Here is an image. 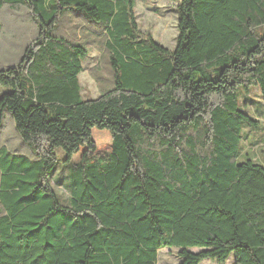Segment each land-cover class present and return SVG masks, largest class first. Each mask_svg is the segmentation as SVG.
Instances as JSON below:
<instances>
[{"label":"trees","instance_id":"obj_1","mask_svg":"<svg viewBox=\"0 0 264 264\" xmlns=\"http://www.w3.org/2000/svg\"><path fill=\"white\" fill-rule=\"evenodd\" d=\"M19 6L38 34L0 65V139L8 111L23 145L0 144V264H158L165 247L264 264V165L238 161L259 124L239 90L264 100V0H180L174 49L134 0H0V36ZM63 14L104 33L114 79L95 98L79 78L91 42L59 30Z\"/></svg>","mask_w":264,"mask_h":264},{"label":"rangeland","instance_id":"obj_2","mask_svg":"<svg viewBox=\"0 0 264 264\" xmlns=\"http://www.w3.org/2000/svg\"><path fill=\"white\" fill-rule=\"evenodd\" d=\"M180 0H134L135 15L140 28L143 31H150L152 36L161 44L174 49L178 36L176 5ZM4 23L0 36V65L14 60L17 63L27 44H31L37 34V14L27 6H19L6 9L2 13ZM59 30L70 32L74 37L89 40L91 48L89 55L83 61L84 69L80 72L79 78L82 85V94L85 98L99 96L103 89L113 86V69L110 62V52L106 48L104 33L99 32L96 24L86 19L63 14L59 20ZM5 87L0 86V94ZM253 90V91H252ZM247 95L241 88L239 99L242 109L259 121L256 126L243 124L241 153L238 161L246 160L247 157L255 159L264 165V100L260 89L255 87ZM245 98H248L247 101ZM246 101V102H245ZM245 104V105H243ZM4 131L0 144H7L9 147L20 150L23 145L15 128L11 114L7 111L4 118ZM26 147V146H25ZM24 147V148H25ZM60 159L65 157L64 151L57 149ZM54 178H63L67 181V168L63 166L62 160ZM63 173L64 175L61 176ZM66 186V183H64ZM62 184H57V191L63 198L69 197V192ZM178 247H165L159 250L158 264H181ZM199 250V248H193ZM235 255L232 253L224 264H234ZM200 264H222L215 260L206 258Z\"/></svg>","mask_w":264,"mask_h":264}]
</instances>
